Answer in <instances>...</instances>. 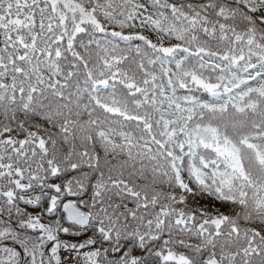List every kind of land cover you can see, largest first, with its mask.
I'll list each match as a JSON object with an SVG mask.
<instances>
[{"label": "snow or ice", "instance_id": "1", "mask_svg": "<svg viewBox=\"0 0 264 264\" xmlns=\"http://www.w3.org/2000/svg\"><path fill=\"white\" fill-rule=\"evenodd\" d=\"M0 264H264V0H0Z\"/></svg>", "mask_w": 264, "mask_h": 264}]
</instances>
